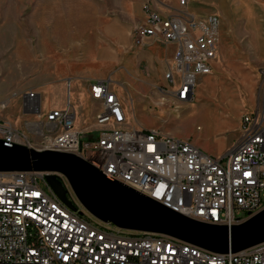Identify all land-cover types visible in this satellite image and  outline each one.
Instances as JSON below:
<instances>
[{"label":"built area","instance_id":"1","mask_svg":"<svg viewBox=\"0 0 264 264\" xmlns=\"http://www.w3.org/2000/svg\"><path fill=\"white\" fill-rule=\"evenodd\" d=\"M175 1L178 9L168 15L145 3L144 20L132 31L136 48L146 39L175 45L164 75L174 90L158 106L166 99L174 106L192 102L197 82L211 74L217 58L219 16L190 13L189 4L198 0ZM90 96L100 111L87 136L75 127L77 112L69 97L42 116L37 94L29 92L24 106L42 120L29 123L27 134L0 121V139L75 154L106 178L202 223L231 227L264 208V112L244 114L240 137L216 158L160 130L126 129L127 111L110 81L91 84ZM44 176L0 174V264H264V243L216 254L165 235L100 226L79 214L68 191L76 211L64 205Z\"/></svg>","mask_w":264,"mask_h":264},{"label":"rangeland","instance_id":"2","mask_svg":"<svg viewBox=\"0 0 264 264\" xmlns=\"http://www.w3.org/2000/svg\"><path fill=\"white\" fill-rule=\"evenodd\" d=\"M233 1L225 0L224 5L230 15L236 13L235 20L227 22L231 26L228 41V46L232 48L230 64L239 72H257V68L251 70L249 67L255 55H261L262 52L255 53L252 50L254 40L248 38L245 21L240 19ZM143 2L144 0H0V105L6 106L5 110L0 109V120L27 134V124L41 119L33 115L26 116L22 112L24 95L32 92L40 96L42 116L65 103L66 88L63 87L64 92H61L58 88L46 89L47 86L57 83V79H63L67 71L83 73L96 69L98 66L88 58L90 48H94L95 43L112 48L115 41L121 39L119 29H123L127 36ZM214 3V0H208L200 5L199 0L194 1L190 4L189 11L195 15L204 12V9L205 14L214 11L219 13ZM259 39L262 37L258 36L257 40ZM260 41H256V45ZM71 43L77 44V47H72ZM87 45L91 46L87 49ZM151 47L153 50L158 49L163 57L155 63L150 72L151 77L159 83L157 87L169 88L164 79L168 63L165 60L166 45L152 43ZM142 50L137 48V52ZM229 68V65H224L222 70L213 68L207 83L205 80L198 81L192 102L174 106L166 99L164 106H157L159 99H149L152 92L146 98L141 97L143 99L139 102L130 83L133 81L138 85L140 77H133L128 65L124 68L120 66L117 71L123 70V100L125 97L128 102L126 129L156 128L173 138L192 142L204 153L220 157L225 151L224 143L230 144L236 137L233 128L238 115L235 110L239 105V95L244 97L241 93H245V86L238 84ZM263 78L264 75L261 80ZM77 87L70 90V100L72 103L76 101L75 105L78 106L75 127L87 136L95 128L97 114L80 97L83 89L79 85ZM259 87L264 90V83L259 84ZM155 91L154 88L153 92ZM237 91L241 93L238 95ZM130 99H133V108ZM67 191L85 217L100 226L114 227L100 222L88 213L69 186Z\"/></svg>","mask_w":264,"mask_h":264},{"label":"water","instance_id":"3","mask_svg":"<svg viewBox=\"0 0 264 264\" xmlns=\"http://www.w3.org/2000/svg\"><path fill=\"white\" fill-rule=\"evenodd\" d=\"M15 172L43 173L53 193L75 212L62 176L88 213L119 229L165 235L216 254L238 253L264 243V208L231 227L202 223L106 178L75 154L39 151L0 139V174Z\"/></svg>","mask_w":264,"mask_h":264},{"label":"crops","instance_id":"4","mask_svg":"<svg viewBox=\"0 0 264 264\" xmlns=\"http://www.w3.org/2000/svg\"><path fill=\"white\" fill-rule=\"evenodd\" d=\"M214 4L216 5L217 10L219 9V13L217 11H214L215 14H217L220 18V26H219V44H217V58L212 64V70L213 68H223V66L229 65V70L231 71L232 75L236 77L238 84L243 87L245 93H241V91H237V94L240 93L244 96L242 97L239 95V105L238 108L235 110L237 111L236 114L237 119L234 123L233 131L236 133V137L233 140L232 143H224V149L225 151L222 152L221 156L218 155L214 156L216 158H223L227 152V150L236 142V140L240 137V126H241V118L244 114H250L255 113V110H258L259 112H264V90H262V87L258 88V85L261 83H264V78L261 80L262 76L264 75V0H234L233 6L237 7V11H239L238 15L241 20L245 21V30L246 34L248 35V38L253 41V51L256 53V51L262 52L261 55H255L254 60L250 63L249 69L256 71H236L234 70V66L231 65V57L230 52L232 51V48L228 46V41L230 37V23L227 24V22H230V20H235L234 16H236V13L234 15H230L227 11L225 6V0H214ZM145 3H149L153 9L160 12L161 14L168 15L173 14L175 10L178 9V5L175 0L167 1V0H144L142 3L141 9L136 12V21L131 26V32L126 36L123 29H119L118 35L121 37L117 41H115V44L112 48H108L106 46H99L98 44H94V48H90L91 51H89L88 58L91 61V63L97 65L98 67L92 70L78 72L74 71L71 73H68V71L64 74L65 77L63 79L59 80L57 79V83L48 85L46 89H52V88H58L61 90V92H64V88H66L67 98H70V90L73 87V90L77 89V85H79L84 92H82L80 95L81 98H84L86 102H88V106L93 107L96 112L95 114H98L100 111V104L98 101H95L90 96V85L94 84L96 82L101 81H110L111 89L116 93V95L121 100L125 110H128V102L124 97L123 100V70H119V67L122 68L125 67V65H128L132 69V76L133 77H140L139 78V84L135 85L132 81L131 89L136 94V97L138 98L139 102L146 98L150 92L156 97H149L150 100L159 99V101L156 103L157 106L161 100V97L168 96L169 92L174 90V88L171 87H157L159 83L152 79L151 77V71L155 66V63L161 60L163 57L161 55V52L156 49H150L152 43H156L159 45H166L167 53L165 55V60L168 62L164 75L168 71V68L172 64L173 55L175 52V45L173 44H162L158 41H155L153 39H146L144 41V45L142 47H139L143 49L140 52H137V48L133 44V38H132V31L136 25L143 22L144 20V14H143V5ZM194 2H191L190 4H193ZM196 3V2H195ZM220 6H219V4ZM230 3L231 2H227ZM189 4V6H190ZM197 4V3H196ZM232 4V3H231ZM200 5H203L200 3ZM188 6V10H189ZM127 13V12H126ZM195 14V13H194ZM197 15H206L205 9L204 12L197 13ZM127 34V33H126ZM124 35V36H123ZM110 36H112L110 34ZM126 36V37H125ZM261 36L262 39L257 40V37ZM124 37V40H123ZM261 40V41H260ZM256 41H260V43L256 45ZM72 47H77V44L71 43ZM91 45H87L90 47ZM134 46V48L132 47ZM259 46V47H258ZM133 49V50H132ZM259 49H262L261 51ZM233 66V68H232ZM218 69V70H219ZM222 70V69H221ZM209 75L203 76L199 79L200 82L202 80L206 81V83L209 81L208 78ZM155 88V92H153ZM264 89V88H263ZM37 94V93H36ZM130 96V95H129ZM161 96V97H160ZM141 97H143L141 99ZM66 98V100H67ZM37 101L40 105V96L37 94ZM170 101V100H169ZM76 112H78V106H76V101L73 102ZM64 103L56 108L63 107ZM130 105H132V108L134 106L133 99H130ZM3 106V107H2ZM0 109L5 110V105H0ZM232 111V110H231ZM257 111V112H258ZM22 112L28 116L33 115L30 114L25 106L22 109ZM48 112V111H47ZM22 113V114H23ZM77 114V113H76ZM34 116V115H33ZM78 116V115H77ZM77 119V118H76ZM42 120V119H41ZM41 120L35 121L40 122ZM1 121V120H0ZM225 121V120H224ZM226 122V121H225ZM31 123V122H30ZM228 123V122H227ZM29 123L27 124V130L29 128ZM231 125V124H230ZM229 126V123L227 124ZM226 126V127H227ZM16 128V127H15ZM141 128V127H139ZM17 129V128H16ZM148 129H154L158 130L156 128H148ZM208 155L213 156V154L206 153Z\"/></svg>","mask_w":264,"mask_h":264}]
</instances>
